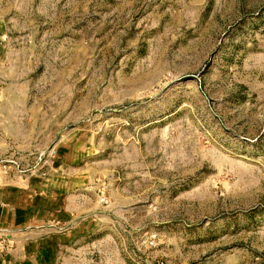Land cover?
I'll list each match as a JSON object with an SVG mask.
<instances>
[{
    "label": "rangeland",
    "instance_id": "374dc122",
    "mask_svg": "<svg viewBox=\"0 0 264 264\" xmlns=\"http://www.w3.org/2000/svg\"><path fill=\"white\" fill-rule=\"evenodd\" d=\"M22 179L67 209L30 264H264V0H0Z\"/></svg>",
    "mask_w": 264,
    "mask_h": 264
},
{
    "label": "crops",
    "instance_id": "0c3cea01",
    "mask_svg": "<svg viewBox=\"0 0 264 264\" xmlns=\"http://www.w3.org/2000/svg\"><path fill=\"white\" fill-rule=\"evenodd\" d=\"M63 209L56 190L44 189L41 181L0 182V230L8 237L1 244L0 264H30L28 259L56 233L65 205Z\"/></svg>",
    "mask_w": 264,
    "mask_h": 264
},
{
    "label": "built area",
    "instance_id": "2783aa9c",
    "mask_svg": "<svg viewBox=\"0 0 264 264\" xmlns=\"http://www.w3.org/2000/svg\"><path fill=\"white\" fill-rule=\"evenodd\" d=\"M8 240V237H7V234L5 231L3 230H0V250L2 249V243L7 241Z\"/></svg>",
    "mask_w": 264,
    "mask_h": 264
}]
</instances>
